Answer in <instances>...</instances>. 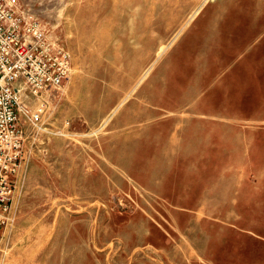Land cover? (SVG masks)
<instances>
[{"label":"rangeland","instance_id":"obj_1","mask_svg":"<svg viewBox=\"0 0 264 264\" xmlns=\"http://www.w3.org/2000/svg\"><path fill=\"white\" fill-rule=\"evenodd\" d=\"M17 2L70 71L22 93L0 264H264V0Z\"/></svg>","mask_w":264,"mask_h":264},{"label":"built area","instance_id":"obj_2","mask_svg":"<svg viewBox=\"0 0 264 264\" xmlns=\"http://www.w3.org/2000/svg\"><path fill=\"white\" fill-rule=\"evenodd\" d=\"M70 56L54 48L17 0H0V225L9 220L13 178L24 159L21 117L37 127L43 106L31 109L20 89L37 97L68 78Z\"/></svg>","mask_w":264,"mask_h":264},{"label":"bare ground","instance_id":"obj_3","mask_svg":"<svg viewBox=\"0 0 264 264\" xmlns=\"http://www.w3.org/2000/svg\"><path fill=\"white\" fill-rule=\"evenodd\" d=\"M193 90H194V88H193ZM23 91H24V88H21L20 89V93H21V95H22V93H23ZM193 92V91H192ZM173 107V106H172ZM174 110V109H173Z\"/></svg>","mask_w":264,"mask_h":264}]
</instances>
